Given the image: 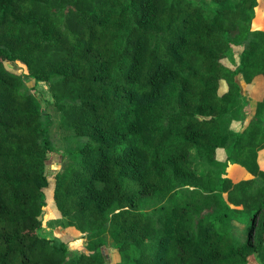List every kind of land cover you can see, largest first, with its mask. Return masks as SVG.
I'll return each instance as SVG.
<instances>
[{
  "label": "trees",
  "instance_id": "16d2710c",
  "mask_svg": "<svg viewBox=\"0 0 264 264\" xmlns=\"http://www.w3.org/2000/svg\"><path fill=\"white\" fill-rule=\"evenodd\" d=\"M257 3L0 0V264H109V243L118 264H252L264 236V89L246 124H230L244 121L237 76L264 81ZM40 81L72 133L51 199L86 234L73 256L40 233L53 150ZM229 164L251 177L232 180Z\"/></svg>",
  "mask_w": 264,
  "mask_h": 264
},
{
  "label": "rangeland",
  "instance_id": "374dc122",
  "mask_svg": "<svg viewBox=\"0 0 264 264\" xmlns=\"http://www.w3.org/2000/svg\"><path fill=\"white\" fill-rule=\"evenodd\" d=\"M208 2L210 0H204V2ZM255 10V16L251 22V27L255 28H264V0H258V3ZM235 56L232 57L233 63L237 61L236 54L238 52V48L235 49ZM226 64L234 67V65L230 64L227 60H224ZM8 68L19 72L25 73L26 67L22 62L16 63H7ZM237 79L241 83L242 86V113L244 115V121H233L230 124V127L234 130H239L243 125L246 124L250 116L252 115L255 107V102L259 100L263 94L264 89V81L263 78L258 76L254 79L253 83L247 85L241 75L237 76ZM26 85L28 87H32L34 82L32 79L26 78ZM225 89V84L222 83L221 91ZM35 95L41 103V106L51 115L52 125L49 131V135L51 138L53 150L50 154L49 159L46 162L45 172L48 178L49 185L45 188L47 205L44 208L43 213V227L40 231L41 235L55 239L58 241H63L67 246V254L69 256L77 255L80 252L85 250L86 243V234L80 232L74 227L67 226L65 224V219L60 216L59 212L56 210L52 199L51 193L52 188L54 186V174L60 168L62 160L65 155V150L72 144V133L68 129H62L59 127V119L60 113L56 109L53 104V100L50 97L48 91V85L46 82L40 81L35 85ZM49 101V103H46ZM264 117V114H263ZM226 152L224 148H218L216 152V158L220 162L225 159ZM193 160L196 161V169L197 171H202L205 167L199 162L196 156L193 157ZM258 163L261 169L264 170V148L261 149L258 153ZM227 176L232 178L234 181H238L240 179L251 177V175L245 171L243 167L238 164H229L226 168ZM237 231L243 236L245 233V228L243 225H237ZM261 238L262 245L261 249L256 251L252 256L251 262L252 264H264V236L258 237V240ZM257 240V241H258ZM106 255L109 264H118L119 262V254L113 248L110 243L106 248Z\"/></svg>",
  "mask_w": 264,
  "mask_h": 264
},
{
  "label": "crops",
  "instance_id": "0c3cea01",
  "mask_svg": "<svg viewBox=\"0 0 264 264\" xmlns=\"http://www.w3.org/2000/svg\"><path fill=\"white\" fill-rule=\"evenodd\" d=\"M246 171V170H245Z\"/></svg>",
  "mask_w": 264,
  "mask_h": 264
}]
</instances>
